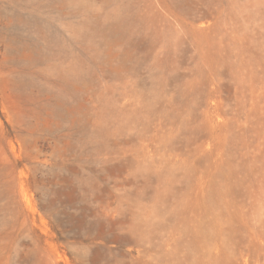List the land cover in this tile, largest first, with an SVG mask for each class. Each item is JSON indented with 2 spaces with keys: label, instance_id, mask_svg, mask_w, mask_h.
I'll return each mask as SVG.
<instances>
[{
  "label": "rangeland",
  "instance_id": "rangeland-1",
  "mask_svg": "<svg viewBox=\"0 0 264 264\" xmlns=\"http://www.w3.org/2000/svg\"><path fill=\"white\" fill-rule=\"evenodd\" d=\"M0 264H264V0H0Z\"/></svg>",
  "mask_w": 264,
  "mask_h": 264
},
{
  "label": "bare ground",
  "instance_id": "bare-ground-1",
  "mask_svg": "<svg viewBox=\"0 0 264 264\" xmlns=\"http://www.w3.org/2000/svg\"><path fill=\"white\" fill-rule=\"evenodd\" d=\"M122 34L123 33L120 27H117L114 30V35L116 39H121L123 37ZM82 110H83V103L81 101H76L75 103H73L67 108V111L72 114H78L82 112Z\"/></svg>",
  "mask_w": 264,
  "mask_h": 264
}]
</instances>
